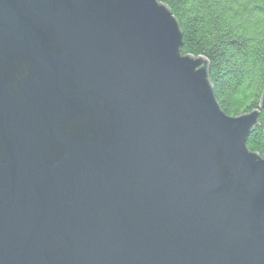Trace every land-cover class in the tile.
Listing matches in <instances>:
<instances>
[{
    "label": "water",
    "instance_id": "water-1",
    "mask_svg": "<svg viewBox=\"0 0 264 264\" xmlns=\"http://www.w3.org/2000/svg\"><path fill=\"white\" fill-rule=\"evenodd\" d=\"M181 47L158 0H0V264H264L259 112Z\"/></svg>",
    "mask_w": 264,
    "mask_h": 264
},
{
    "label": "trees",
    "instance_id": "trees-1",
    "mask_svg": "<svg viewBox=\"0 0 264 264\" xmlns=\"http://www.w3.org/2000/svg\"><path fill=\"white\" fill-rule=\"evenodd\" d=\"M182 34V55L202 56L220 109L234 117L257 110L246 147L264 155V0H158Z\"/></svg>",
    "mask_w": 264,
    "mask_h": 264
}]
</instances>
